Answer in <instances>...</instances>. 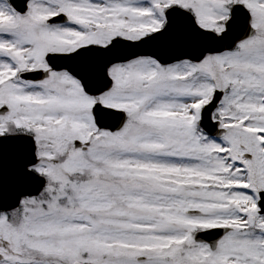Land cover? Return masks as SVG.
<instances>
[{"label": "snow or ice", "instance_id": "1", "mask_svg": "<svg viewBox=\"0 0 264 264\" xmlns=\"http://www.w3.org/2000/svg\"><path fill=\"white\" fill-rule=\"evenodd\" d=\"M0 264H264V0H0Z\"/></svg>", "mask_w": 264, "mask_h": 264}]
</instances>
